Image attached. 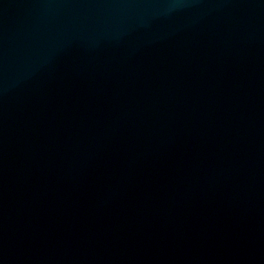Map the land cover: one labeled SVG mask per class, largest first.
<instances>
[{
	"label": "water",
	"instance_id": "obj_1",
	"mask_svg": "<svg viewBox=\"0 0 264 264\" xmlns=\"http://www.w3.org/2000/svg\"><path fill=\"white\" fill-rule=\"evenodd\" d=\"M0 264H264V0H0Z\"/></svg>",
	"mask_w": 264,
	"mask_h": 264
}]
</instances>
